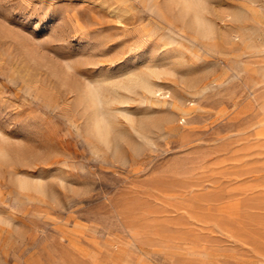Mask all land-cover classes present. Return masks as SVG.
<instances>
[{"label":"rangeland","instance_id":"374dc122","mask_svg":"<svg viewBox=\"0 0 264 264\" xmlns=\"http://www.w3.org/2000/svg\"><path fill=\"white\" fill-rule=\"evenodd\" d=\"M168 1L0 0V264H264V0ZM147 64L91 133L79 85Z\"/></svg>","mask_w":264,"mask_h":264},{"label":"bare ground","instance_id":"6f19581e","mask_svg":"<svg viewBox=\"0 0 264 264\" xmlns=\"http://www.w3.org/2000/svg\"><path fill=\"white\" fill-rule=\"evenodd\" d=\"M168 7L177 8L178 13L176 14L179 20H184L191 28H195L202 34L208 35L217 30L213 19L210 17L211 15L208 16L210 11H208L206 0H169ZM65 74L69 75L68 72ZM157 75L158 71L155 65L148 66L147 71H138L137 68L132 67L124 71L121 74L123 77L120 79L109 76L102 79L93 78L92 80H85L81 84L79 83V102L89 112L88 130L95 136L109 141L110 135L116 129L115 122L117 119V113L113 111L111 105L114 102H120L119 96L121 94L119 90L122 88L132 90L140 87L156 94L160 90L157 88V82L153 77Z\"/></svg>","mask_w":264,"mask_h":264}]
</instances>
